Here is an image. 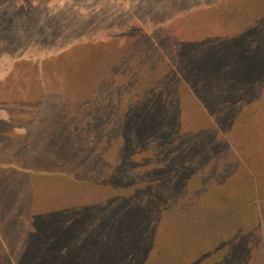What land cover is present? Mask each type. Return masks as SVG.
I'll return each instance as SVG.
<instances>
[{"label":"rangeland","instance_id":"374dc122","mask_svg":"<svg viewBox=\"0 0 264 264\" xmlns=\"http://www.w3.org/2000/svg\"><path fill=\"white\" fill-rule=\"evenodd\" d=\"M0 264H264V0H0Z\"/></svg>","mask_w":264,"mask_h":264}]
</instances>
